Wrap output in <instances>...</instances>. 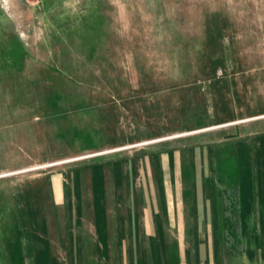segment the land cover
<instances>
[{"label": "rangeland", "instance_id": "1", "mask_svg": "<svg viewBox=\"0 0 264 264\" xmlns=\"http://www.w3.org/2000/svg\"><path fill=\"white\" fill-rule=\"evenodd\" d=\"M237 128L264 138V0H0V264L46 263L10 223L48 175L181 148L224 181Z\"/></svg>", "mask_w": 264, "mask_h": 264}, {"label": "crops", "instance_id": "2", "mask_svg": "<svg viewBox=\"0 0 264 264\" xmlns=\"http://www.w3.org/2000/svg\"><path fill=\"white\" fill-rule=\"evenodd\" d=\"M237 130L212 137L213 148L228 145L226 169L232 160L238 170L224 181L220 157L207 168L190 158L188 169L181 148L139 156L138 169L96 161L48 175L42 202L16 198L15 238H44V264H264V138L253 146Z\"/></svg>", "mask_w": 264, "mask_h": 264}, {"label": "trees", "instance_id": "3", "mask_svg": "<svg viewBox=\"0 0 264 264\" xmlns=\"http://www.w3.org/2000/svg\"><path fill=\"white\" fill-rule=\"evenodd\" d=\"M61 95V94H60ZM63 97V96H62ZM60 99H62L61 97H59V100ZM71 104V103H70ZM90 104V103H89ZM81 104H79V103H77V104H74V105H70V106H68L69 107V109H72L71 107H73V106H80ZM85 105L86 104H84V105H82V106H84L85 107ZM90 105H92V104H90ZM93 106V105H92ZM67 108V107H66ZM12 211V210H11ZM12 216H14V209H13V211H12ZM14 219H15V216H14Z\"/></svg>", "mask_w": 264, "mask_h": 264}]
</instances>
